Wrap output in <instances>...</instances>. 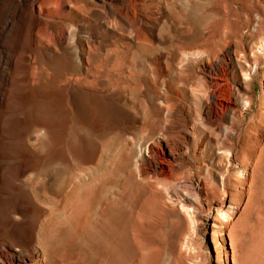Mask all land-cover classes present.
<instances>
[{
	"label": "rangeland",
	"instance_id": "374dc122",
	"mask_svg": "<svg viewBox=\"0 0 264 264\" xmlns=\"http://www.w3.org/2000/svg\"><path fill=\"white\" fill-rule=\"evenodd\" d=\"M82 2L80 22L74 13L69 17L67 52L43 56L41 64L47 73L62 79L76 62L81 44L85 60L107 67V79L86 81L81 95H68L63 87H44L32 104L26 101L25 90H17L9 105L14 115L2 121L7 141H20L29 119H35L57 131L35 135L34 150L18 146L20 156L30 158L34 153L56 158L55 141L64 135L70 163L86 153L102 152L106 157L109 130L130 141L126 153L132 160L140 154L145 157V142L130 138V132L142 125V108L135 99H143L140 93L146 84V114L159 108L164 115L166 107L152 93L155 83L150 69L154 60L174 59L172 74L181 72L186 83L178 84V90L181 94L185 90L187 128L190 131L194 123L202 131L195 142L188 136L189 146L195 148L179 157L176 176L191 177L199 185L203 181L217 193L185 207L181 195L174 197L170 190L158 187L161 210L171 217L172 228L146 231V246H142L132 241L121 224L120 239L95 254L93 229L80 234L75 228L84 207L77 209L78 203L70 201L64 213L53 212L38 221L33 208L48 207L41 203L33 207L26 192L18 190L6 202L0 201V243L21 246L33 240L40 248L45 244L49 249L74 251L86 263L95 254L92 264H123L126 247L118 250L127 239L131 264H264V0ZM78 23L79 30L73 26ZM118 67L121 75L116 80L111 74ZM209 81L211 94L202 91L195 102L187 100V88ZM166 84L175 89L174 82ZM163 91L159 85L156 92ZM202 107L210 120L199 123ZM211 110H216L212 116ZM152 160L155 169L163 168L158 153ZM132 171L137 174L138 166ZM71 172L72 165L65 170L54 168L47 174L48 187H57ZM10 180L7 175L4 182ZM224 201L236 203L231 206L233 213L224 217L213 213L217 228L207 226L206 230V213ZM7 211L13 214L7 216Z\"/></svg>",
	"mask_w": 264,
	"mask_h": 264
},
{
	"label": "bare ground",
	"instance_id": "6f19581e",
	"mask_svg": "<svg viewBox=\"0 0 264 264\" xmlns=\"http://www.w3.org/2000/svg\"><path fill=\"white\" fill-rule=\"evenodd\" d=\"M83 11L82 0H0V201L6 202L14 191H25L29 204L33 206L41 203L48 207L40 210L33 208L37 213L34 218L38 221L46 219L53 212L64 213L70 201H76L77 209L84 207V210L80 212L79 220L82 221H78L75 228L80 234L92 228L95 254H101L104 248L113 246L116 239H120L118 226L121 224L132 241L142 246H146V231L172 228L169 225L171 217L161 210L158 187L170 190L174 197L181 195L185 207L197 204L208 193L214 195L217 191L214 186L208 187L203 181V185H199L191 177L176 176L175 166L179 157L195 148L189 146L188 136L193 142V138L201 135L202 131L194 123L190 131L187 128L189 119L184 110L185 90L182 94L178 90V84L183 86L186 83L181 72L173 76L174 59L154 60L153 68L150 69L153 74L152 83H155L152 93L156 101L167 108L164 115L159 108L146 114V84L140 93L144 100L135 99L142 108V125L130 132V138L145 142V157L140 154L132 160L126 153L130 141L122 140L117 131L109 130L105 133L109 144L106 157H103L102 152L86 153L70 163L64 135L55 141L56 158L49 154L35 156L34 153L30 158L20 156L18 146L34 150L35 135H52L57 131L53 132L35 119H29L25 136L20 141H7L6 134L2 132V121L14 115L9 105L17 90H25L24 97L32 104L35 94L44 87H63L68 95L73 92L81 95L86 81L101 83L107 79V67L85 60L81 44L77 46L76 62L70 66L64 78L57 79L54 74L47 73L41 64L43 56L67 52L69 17L74 13L80 22ZM73 26L81 29L80 23ZM139 49L146 52L145 47ZM120 75L119 67L111 74L116 80ZM169 82H174V90L166 84ZM211 84L209 81L203 86L191 85L187 88V100L195 102L202 91L211 94ZM159 85L164 87L162 94L156 92ZM211 113L215 114L216 110H211ZM199 118V123L210 120L203 107ZM157 153L164 165L161 169H155L152 160ZM140 161L143 162L141 166ZM69 165L74 168L72 176H67L57 187L50 189L47 174H52L56 167L68 169ZM134 166H138L137 174L132 171ZM7 175L11 176L9 183L4 182ZM235 204L233 202L228 205L224 201L218 208H211L205 215V229L207 226L217 228L214 223L217 218L213 213L223 217L230 215L234 209L231 206ZM12 214L7 211V216ZM221 221L226 222L222 218ZM228 237L232 246L230 233ZM124 242L126 244H121L118 252L125 246L122 262L131 264L130 242L127 239ZM38 245L33 240L21 246L13 243L5 246L0 243V264H92L95 255L86 263L74 251L64 252L60 248L49 249L45 244L40 248Z\"/></svg>",
	"mask_w": 264,
	"mask_h": 264
}]
</instances>
